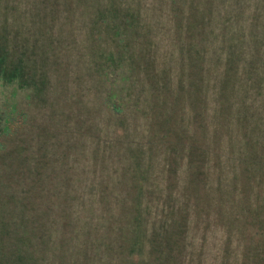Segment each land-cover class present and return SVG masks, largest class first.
<instances>
[{
    "label": "rangeland",
    "instance_id": "rangeland-1",
    "mask_svg": "<svg viewBox=\"0 0 264 264\" xmlns=\"http://www.w3.org/2000/svg\"><path fill=\"white\" fill-rule=\"evenodd\" d=\"M257 159L264 0H0V264H264Z\"/></svg>",
    "mask_w": 264,
    "mask_h": 264
},
{
    "label": "trees",
    "instance_id": "trees-1",
    "mask_svg": "<svg viewBox=\"0 0 264 264\" xmlns=\"http://www.w3.org/2000/svg\"><path fill=\"white\" fill-rule=\"evenodd\" d=\"M254 59H256V58H258V57H253ZM260 58V57H259ZM253 63H255V61L253 62ZM256 69V68H255ZM248 132H249V130H247ZM262 136V135H261ZM255 137L256 138H254V136H253V139L254 140H257L259 137H260V135H256L255 134ZM253 147H255V143L253 144V145H251L250 146V144L247 146V149H250V148H253ZM255 158H252L251 160H254ZM258 160V162H260V163H264V159H257ZM263 168V167H262ZM262 168H260L261 170H262ZM122 228L124 229V230H126V229H130V228H126V226H122ZM184 225H181L180 227H179V229H177L176 230V234H175V236H167V242H170L172 245H173V249H175L176 250V252H178L179 254H177V256L178 257H175V259L177 260V262H179V260L178 259H181L180 257H182V256H186V255H188V253H186V254H184V252H185V247L183 246V245H185V243L183 242V240H182V237H178L179 236V234L180 235H183V233L185 232L184 231ZM144 237H146L147 238V240L149 241V246H150V244H151V242L153 241V236L150 234V239H148V235L147 234H143V235H138V233H133L127 240H131V241H133L134 242V240H137L138 239V241H137V245H139L140 247L142 246V245H144ZM146 240V241H147ZM147 241V242H148ZM186 246V245H185ZM230 253H231V251H230V249H228V248H224L223 249V251H222V256L224 257V258H226V259H229V257H230ZM155 254L156 255H158L157 254V247H152V244H151V249L149 250V262L147 261L145 264H158V257L159 256H155ZM161 256H164V254H165V251H163V250H161ZM199 256H201V254H199ZM183 259V258H182ZM138 264V263H137ZM181 264H182V262H181ZM224 264H226V263H224Z\"/></svg>",
    "mask_w": 264,
    "mask_h": 264
}]
</instances>
